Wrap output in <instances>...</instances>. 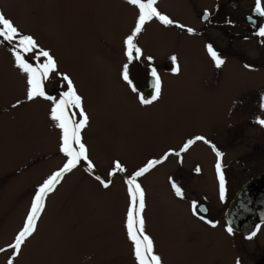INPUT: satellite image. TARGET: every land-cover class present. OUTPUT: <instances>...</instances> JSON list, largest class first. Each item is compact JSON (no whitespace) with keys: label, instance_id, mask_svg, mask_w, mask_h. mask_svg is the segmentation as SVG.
Masks as SVG:
<instances>
[{"label":"rangeland","instance_id":"rangeland-1","mask_svg":"<svg viewBox=\"0 0 264 264\" xmlns=\"http://www.w3.org/2000/svg\"><path fill=\"white\" fill-rule=\"evenodd\" d=\"M252 1L239 3L245 7ZM190 2L184 6V0H157V10L174 23L165 25L153 18L136 38L141 62L174 52L181 66L167 81L166 101L139 109L129 100L127 84L118 80L127 65L125 40L138 21L137 6L128 0H0V12L57 61V71L44 81L46 94L50 90L58 100L67 90L61 75L66 74L83 97L89 122L81 132L82 142L94 165L89 169L81 162L64 174L46 196L35 232L17 253L11 245L26 223L37 190L64 166L67 157L61 152V129L50 118L53 100L27 99V74L15 64L14 44L0 39V264H138L126 228L131 203L126 181L151 160L162 162L138 177L137 183L145 194L144 234L152 239L161 264H217V260L234 264L227 256L233 248L229 234L203 229L186 203L197 187L183 186L184 202L173 195L169 185L173 187L179 174H185L176 167L169 169L163 153L181 139L176 124L189 125L186 133L191 134L205 132L211 123L197 117L192 124L176 120V109H171L179 87L196 83L199 62L208 68L202 53L208 49L202 41L175 26L192 27L198 9L217 0ZM260 2L264 7V0ZM204 34L215 42L225 35L217 25ZM182 37L196 40L184 42ZM232 46L230 51L237 50V41ZM21 54L37 63L34 54ZM72 111L79 119V110ZM203 111L213 112V108L205 106ZM117 162L124 171L115 168ZM166 173L172 174V181H167ZM97 177L110 181L109 187L104 188Z\"/></svg>","mask_w":264,"mask_h":264},{"label":"flooded vegetation","instance_id":"flooded-vegetation-1","mask_svg":"<svg viewBox=\"0 0 264 264\" xmlns=\"http://www.w3.org/2000/svg\"><path fill=\"white\" fill-rule=\"evenodd\" d=\"M239 2L240 0H229L226 3L223 0L221 3V0H217L210 7L204 5L198 9L196 24L192 27L186 23L179 24L183 27L175 26L178 31L187 32L202 41L204 50L211 46L224 63L217 67L209 51L202 52L208 68L205 69V64L199 62V68L194 74L196 83L187 87L182 84L179 87L177 103L171 109H176V120L181 118L192 124L191 119L197 117L207 118L211 123L205 132L191 134L186 133L189 125L176 124L180 129L178 137L181 139L177 141V146H166L167 151L163 153L165 159L168 158L169 169L176 167L179 172L185 174L184 177L179 174L180 178L176 179L175 185L181 191L183 186L193 184L197 187L192 199L187 198L186 201L191 205L194 219L204 226L203 229L214 232L223 230L229 234L227 238L233 242V248L228 251L227 256L231 262L264 264V221L253 223L247 229L236 230L229 227L225 219V210L236 191L250 179L264 175V125L259 123L264 120V36L259 35L260 28L264 27V16L256 11L257 0L246 4L245 7ZM185 5L192 4L190 0H184ZM261 7L264 8L262 4ZM204 12L206 15L203 18ZM211 25H217L225 33L220 42H215L214 38L204 34ZM188 29L193 31L189 32ZM196 39L186 41L182 37L184 42L189 43ZM233 41H237V50L230 51ZM173 56L177 58L175 62L171 59ZM126 62L130 83L123 79V71L118 74V80L127 84L129 100L133 105L141 109L148 108L157 101H166L167 81L178 73L175 71L177 67L181 69L179 56L174 55V52H167L149 63L141 62L140 58L131 62L127 58ZM153 68L160 77L161 96L152 104L145 105L140 102V97L151 99L155 94L154 78L151 75ZM147 82L149 87H153L149 96L142 95ZM47 93L53 97L50 90ZM163 105L165 104L160 107ZM205 106L213 108V112L204 114ZM200 124L203 122L194 123ZM197 136L204 137L208 143L196 141L183 151V146L189 140H195ZM217 151L223 155L218 157ZM191 156L193 158H190ZM217 163H220L224 176L223 199L220 194ZM171 175L166 173L168 182L172 181ZM210 185L213 189L209 188ZM169 187L175 198L179 197L177 199L184 202L183 195L178 196L175 189L170 185ZM239 215L241 217V214ZM228 228H231L232 232H229ZM217 239L225 242V239ZM220 247L222 248V245Z\"/></svg>","mask_w":264,"mask_h":264},{"label":"snow or ice","instance_id":"snow-or-ice-1","mask_svg":"<svg viewBox=\"0 0 264 264\" xmlns=\"http://www.w3.org/2000/svg\"><path fill=\"white\" fill-rule=\"evenodd\" d=\"M128 3L137 6L139 9L138 21L135 28L132 31V34L127 36L125 40L126 56L131 62L133 59H139L142 55V50L137 46L135 41L142 32L146 22L156 18L165 25H172L174 21L157 10L155 7L157 0H128ZM256 11L264 16V8L261 7L260 0H257ZM179 26L183 27V25ZM188 31L192 32L193 30L188 29ZM259 35L264 36V27L260 28ZM0 39L14 44L13 54L15 64L22 72L27 74V99L31 101L37 97H43L45 99L53 100L54 103L51 108L50 118L56 122V127L61 129V152L67 157L64 166L53 173L37 190L26 223L22 231L16 236L15 243L11 245V247L18 253L21 249L22 243H24L26 238L30 237L36 230V221L44 210L46 196L55 190L56 185L63 178L64 174L72 171V169L76 168L81 162H86L89 169L94 168V165L88 158V149L82 142L81 135L82 130L88 126L89 117L83 107V97L77 93L73 81L68 75L61 74L63 80L67 82V90L61 93L58 100L54 97L48 96L44 89V81L49 78L50 74L57 71V61L48 50L40 48L37 41L31 35H22L14 23L6 18L2 12H0ZM208 51L214 59L216 66L220 67L224 61L211 46L208 47ZM22 52L25 54H34L33 58L37 63L35 65L30 63L25 58V55L21 54ZM41 58H43L42 62ZM151 59L152 58L149 57V60ZM171 59L175 62L177 58L173 56ZM175 71L179 72V67H177ZM122 75L125 81H129L127 65L124 66ZM151 75L154 78L155 94L151 99H146L143 96L140 97V102L145 105L152 104L153 101L158 100L161 96V81L155 68L152 69ZM72 109L79 110V119H76L77 112L72 111ZM259 123L264 125V120H260ZM196 141H204L205 143H208L204 137L197 136L195 140H189L183 146L182 150L186 151ZM213 149L215 150V146H213ZM216 154L218 157L223 155L219 151H217ZM176 155H179V153H176ZM161 162L162 161L160 160L149 161L145 167L136 171L126 181L131 198V203L127 212L126 228L128 238L133 242L134 254L138 264H161V257L155 255L153 252L154 246L152 239L144 234L145 221L142 213L145 207V194L141 185L137 183L138 177L143 176L151 168ZM115 168L119 171L125 170L119 162L115 164ZM216 168L220 180V194L223 199L225 182L220 163H217ZM97 179L100 180L104 188L109 187L110 181L105 182L101 180L100 177H97ZM173 188L178 196L182 195V191L178 186L174 184ZM193 207L195 208L196 205L194 204ZM228 231L232 232V229L228 228ZM252 235L254 236L255 233H252ZM0 251H2V249H0ZM9 264H11V261H9Z\"/></svg>","mask_w":264,"mask_h":264},{"label":"water","instance_id":"water-1","mask_svg":"<svg viewBox=\"0 0 264 264\" xmlns=\"http://www.w3.org/2000/svg\"><path fill=\"white\" fill-rule=\"evenodd\" d=\"M205 15L204 12L203 18ZM151 90L153 87H149L147 82L142 95L149 96ZM225 219L228 226L236 230L264 221V175L250 179L236 191L225 210Z\"/></svg>","mask_w":264,"mask_h":264}]
</instances>
